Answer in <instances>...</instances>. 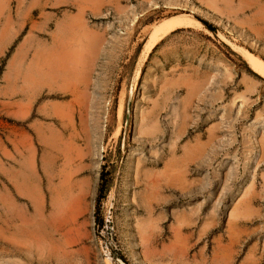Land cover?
<instances>
[{"label":"rangeland","instance_id":"obj_1","mask_svg":"<svg viewBox=\"0 0 264 264\" xmlns=\"http://www.w3.org/2000/svg\"><path fill=\"white\" fill-rule=\"evenodd\" d=\"M242 51L264 61V0H0V263L264 264V79Z\"/></svg>","mask_w":264,"mask_h":264},{"label":"bare ground","instance_id":"obj_2","mask_svg":"<svg viewBox=\"0 0 264 264\" xmlns=\"http://www.w3.org/2000/svg\"><path fill=\"white\" fill-rule=\"evenodd\" d=\"M199 2H200V0H199ZM207 2V1H206ZM213 4H215V3H213ZM209 6H210V4H209ZM207 9V8H206ZM209 9H210V7H209ZM215 10H217V9H215ZM211 11L212 10H210V13H211ZM209 12V11H208ZM213 14V13H212ZM191 21V19H186V18H182V19H169V20H167V21H165V22H163L162 24H160L159 26H157V27H155L154 28V30L151 32V34H150V36H149V38H148V41H147V44H146V48H145V55L144 56H147V55H150V53H151V51L157 46V44L160 42V41H162L163 39H165L167 36H169L172 32H174V31H176V30H178V29H180V28H183V27H187L188 25L190 26V24H193L192 22H190ZM188 26V27H189ZM93 41V40H92ZM95 41V40H94ZM89 42V41H88ZM87 42V43H88ZM91 43V42H90ZM81 44V43H80ZM90 46V45H89ZM93 48H95V47H92V49ZM232 48V47H231ZM89 49V48H88ZM87 49V50H88ZM239 51H240V53H241V48H237ZM241 49V50H240ZM78 50V49H77ZM91 50V49H90ZM84 51V50H83ZM78 52H79V50H78ZM90 52H94V51H90ZM84 53H86L85 51H84ZM83 53V54H84ZM242 54H243V56L245 57L244 59L246 60V62H247V64H248V66H249V68L253 71V73L254 74H256L257 76H259L260 78H262V79H264V61L263 60H261L260 58H258V57H256V56H254V55H252V54H250V53H248V52H243L242 51ZM86 55V54H85ZM85 55H83L84 57H85ZM88 55V54H87ZM90 55H92V54H90ZM89 56V55H88ZM93 56V55H92ZM91 57V56H90ZM61 58H63V57H61ZM86 58V57H85ZM59 59V58H58ZM88 59V58H87ZM60 61H61V59H60ZM72 61V60H71ZM86 62V61H85ZM79 63V62H78ZM65 64H66V62H65ZM82 64H84V63H82ZM87 64V63H86ZM88 65V64H87ZM59 66V65H58ZM63 66V65H62ZM67 65H65V67H66ZM64 67V68H65ZM82 67H83V65H82ZM90 67V66H89ZM80 69V68H79ZM62 70V69H61ZM188 76V75H187ZM228 77H229V75H228ZM192 86V85H191ZM163 88V87H162ZM193 88H194V86H193ZM194 90L195 89H193V97L195 96L194 95ZM252 90V89H251ZM187 92H189V90L187 91ZM199 92V91H198ZM197 93V92H196ZM189 95V94H188ZM191 95V94H190ZM192 96V95H191ZM221 96V95H220ZM220 96L217 94L216 96L215 95H213L211 98H212V101H215V100H217L216 98H220ZM191 98V97H190ZM189 98V99H190ZM183 99V98H182ZM187 99V98H186ZM157 102V101H156ZM186 102V101H185ZM153 105V104H152ZM180 105V104H179ZM199 105V104H198ZM183 107H186L185 105H183ZM176 111V110H175ZM164 112V111H163ZM153 113V112H152ZM180 114V115H179ZM179 114H178V118L180 117V122L179 121H177V122H175L176 124H175V129H174V131L172 132V135H174V138H175V140L177 141L180 137H181V135H182V133L185 131V129H186V125H187V121H186V113L185 112H182V113H180L179 112ZM155 116V115H154ZM159 116V115H158ZM171 117V116H170ZM170 119V118H169ZM175 119H176V117H175ZM157 120H158V118H157ZM177 120V119H176ZM161 121V120H160ZM173 121V120H172ZM158 122V121H157ZM156 122V123H157ZM158 124V123H157ZM170 124H171V122H170ZM173 125H174V123H173ZM155 126V125H154ZM217 130H218V127H215V125H214V128L213 129H211V130H209V135H208V139L210 140V142H212V141H214L215 139H216V136H215V134H216V132H217ZM216 131V132H215ZM156 132H157V134H156V137H159V136H161V134H163V131L161 132V130H160V128H159V125H157V127H156ZM159 134V135H158ZM200 137H202V135H198L197 136V140H200ZM199 142V141H198ZM175 143V142H174ZM199 143H197V146L195 147V150H194V152H191V154H185L184 156H186V157H189V155H192V154H194L195 155V157H197L196 156V154H198V156L203 152V150L201 151V147H200V145H198ZM263 145V144H262ZM207 147V146H206ZM263 148H264V145H263ZM262 148V149H263ZM175 150H176V148H172V149H169L167 152L168 153H170V154H175ZM190 152V151H189ZM263 152H264V149H263ZM214 155H216V152L214 153ZM199 157H201V156H199ZM185 160V159H184ZM186 163H187V161H186ZM260 163V162H259ZM258 164V163H257ZM186 170V169H185ZM186 172V171H185ZM174 174V173H173ZM172 175V174H171ZM165 177V176H164ZM161 179V178H160ZM164 179V178H163ZM169 179H171V177L169 178ZM150 180V179H149ZM174 181V180H173ZM180 181H182V180H180ZM169 182V181H168ZM154 183V182H153ZM170 183V182H169ZM182 183V182H181ZM180 185V184H179ZM157 187V186H156ZM180 188V187H179ZM264 188V187H263ZM185 190V189H184ZM160 192V191H159ZM59 201V200H58ZM56 203V202H55ZM241 203V202H240ZM238 207V206H237ZM238 210V209H237ZM230 216H232V215H230ZM237 216V214L235 215V217ZM234 217V216H233ZM234 217V218H235ZM232 221V220H231ZM235 222V221H234ZM38 248V247H37ZM41 248V247H40ZM42 249V248H41ZM1 264V263H0Z\"/></svg>","mask_w":264,"mask_h":264},{"label":"trees","instance_id":"obj_3","mask_svg":"<svg viewBox=\"0 0 264 264\" xmlns=\"http://www.w3.org/2000/svg\"><path fill=\"white\" fill-rule=\"evenodd\" d=\"M99 198H100V196H99Z\"/></svg>","mask_w":264,"mask_h":264}]
</instances>
